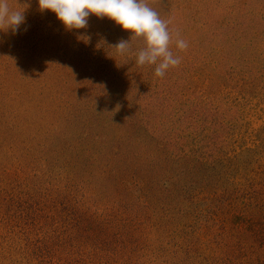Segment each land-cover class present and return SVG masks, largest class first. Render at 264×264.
<instances>
[{
	"label": "rangeland",
	"instance_id": "1",
	"mask_svg": "<svg viewBox=\"0 0 264 264\" xmlns=\"http://www.w3.org/2000/svg\"><path fill=\"white\" fill-rule=\"evenodd\" d=\"M8 2L12 9L24 11L26 23L15 33L0 31V264H223L228 244L236 249L228 257L230 264H247L244 256L251 259L250 264H264V257L252 256L241 244L242 232L233 225L238 221L234 215H241L240 208L246 207L242 201L233 206H226L231 199L223 202L228 197L242 200L244 194L239 188H246L251 178H264V0H148L161 19L170 21V47L182 58L180 65L170 68L173 72L164 77L173 75L182 97L197 96L212 104L211 116L198 122L197 129L189 130L194 133L190 137L214 133L215 129L209 132V128L223 123L224 113L231 123L225 153H235L226 154L225 169L219 160L221 166L216 167L220 178L212 179L211 191L201 206L187 204L182 216L178 208L165 213L166 206L161 205L163 210L145 214L137 225L121 224L126 225L123 244L121 239L117 247L106 243L95 250L84 232L88 222L81 220L80 224L79 212H66L58 205L62 211L53 215V221L48 220L51 224L42 221L45 226L39 229L22 225L21 206L33 194L57 197L58 202H68V209L76 205L61 193L64 189L75 196L82 193L80 177L71 175L74 171L83 172L93 187L96 203L89 206L98 212L109 211L105 201L119 195L113 194L109 179L100 172L101 164L83 158L77 165L78 152L72 146L80 148L84 125L74 118L77 113L67 114L62 94L64 89L76 94L90 87L98 91L108 86L105 90L110 96H115L117 87L126 93L129 88L144 89L125 74L151 72L155 80V65L137 66L135 56L119 55L111 46L121 39L129 40L131 32L107 17L90 15L86 29L69 31L54 13L41 12L37 0ZM176 32L188 42L186 51L176 48ZM130 43L133 52L143 47L142 39ZM116 74L120 77L116 79L118 86L112 82ZM138 77L135 82L140 86L148 82ZM116 93L118 102L125 100L126 93ZM217 135L223 136V130ZM89 147L98 156L100 145ZM247 150L252 151L249 156ZM234 156L239 165L242 160L250 161L247 174L251 178L242 169L228 174L234 168L233 162L229 164ZM58 170L62 174L50 177L49 185L38 179L53 176ZM225 170L223 185L221 172ZM55 187L59 189L52 190ZM234 187L237 192L227 193ZM46 188L53 193L47 190L45 194L41 189ZM15 195L23 200L18 203ZM207 206L214 208L215 215L204 213L202 209ZM117 209L116 220L130 214L126 211L124 216ZM203 217L213 219L215 227ZM98 237L99 242L108 238L103 234ZM33 243L38 249L32 253ZM15 247H19L18 252ZM22 250L26 253L20 254ZM236 256L238 261L234 262Z\"/></svg>",
	"mask_w": 264,
	"mask_h": 264
},
{
	"label": "trees",
	"instance_id": "2",
	"mask_svg": "<svg viewBox=\"0 0 264 264\" xmlns=\"http://www.w3.org/2000/svg\"><path fill=\"white\" fill-rule=\"evenodd\" d=\"M231 70L233 67H230ZM172 72V70H168L165 76ZM150 73L146 72V74H136L135 76L134 72L125 74L135 85L144 89L129 88L126 93L125 90L117 87L118 91L116 92L126 93L125 100L121 102H118L116 92H114L115 96L109 95L110 92L105 90L108 86L98 91H96L97 87H90L86 90H78L76 94H71L64 89L66 94L64 91L62 94L64 99L61 102L64 107L66 105L67 114L71 116L72 112L73 114L77 113L78 115L74 118L84 125L80 148L72 146L78 152L77 160L79 162L77 165L82 164L83 158L88 162L92 160V164L97 162L101 164L100 172L109 179L113 194L119 195L118 199L113 197L105 201L104 205L110 206L109 211L102 213L89 206L90 203H96L92 197L93 187L86 182L83 172L73 171L71 175L80 177L82 193L75 196L69 192V189H64L61 193L64 194L62 198L74 202L76 205L68 209V202H58L57 197L40 198L37 194H33V198L28 201L24 200L26 202H24V206H21L23 207L20 210L22 218L19 220L22 225L43 229L45 225L42 224V221L49 223L48 220L53 221V215L58 210L79 212L80 224L81 220L88 222V227L84 232L88 243L95 250L106 243L110 247H117L119 246L118 240L121 239H123L121 241L123 244L126 225L121 224L135 223L137 225L145 214L148 215L150 212L155 214L159 209L163 210V205L166 206L165 213L178 208L177 212L185 216L184 208L187 204V207L193 205L199 207L206 202V194L211 191L209 189L212 179L219 177L216 167L221 166L219 160H223V169H225V163L228 162L226 154L231 151L235 153V150H228L225 153L229 146L227 142L231 123L225 119L223 113V123L208 126L210 127L209 132H212L213 128L215 129L214 133L205 134L202 137H190L194 133H188L189 130L197 129L198 122L204 120L203 118L206 116H211L212 104L197 96L186 98L184 94L182 97V93L173 82V75L171 77H156L155 80H152ZM138 76L148 82L140 86L135 82L139 78ZM113 77L112 82L118 86L119 83L116 82V79H120V77L117 74ZM104 85L106 86L105 82ZM136 99L138 100L133 101ZM206 124L208 125V123ZM221 130H223V136L219 137L217 133ZM91 144L100 145L98 156H94L97 153L89 147ZM251 152V150H247V155L249 156ZM102 160L105 163H102ZM232 160L230 159L229 164L233 162L234 168L228 174L233 175L242 169L247 177L251 178L247 174L249 160L241 159V165L237 161L238 158ZM77 168L79 169L78 166ZM61 170L64 171V169ZM62 172L58 170L53 176L47 175L46 178L42 176L38 179L42 184L49 185L50 177L55 179ZM226 172V170L221 172V174L223 173V185L226 181L225 177H227ZM232 177L234 178V176ZM58 189L59 187H55L52 190L57 191ZM41 190L47 194L49 188ZM52 190L49 192L53 193ZM237 191L234 187V190L227 193ZM240 191L244 194L242 200L228 197L223 202L231 199V202L226 203V206L227 204L233 206L242 201L241 203L246 209L244 210L242 207L240 208L242 214L234 215V220L238 218V221L233 225H236L237 229L242 232L241 244H245L247 249L251 250L250 254L255 257H264V178L258 180L251 178L248 186L244 189L240 187ZM110 192L112 193V190ZM198 195L206 197H198ZM15 199L18 203L23 200L16 195ZM58 205L62 209L58 208ZM173 205L175 207L169 209ZM116 208H118L117 211H122L124 216L126 211H129V216L123 218L122 221L116 220L118 219L114 214ZM213 209L207 206L202 210L210 216L209 213L215 215ZM210 217L209 219L203 218L206 221H211L212 226L215 227L214 220ZM56 223L60 224L58 221ZM60 227L64 228V231L67 230L62 224ZM227 227H229V223L225 229ZM98 234H103L108 238L99 242ZM32 249L29 250L32 253L38 249L36 243H33ZM120 250L118 248L117 253H120ZM235 250L232 245H226L225 258L223 259L226 263L223 264H230L228 257H232ZM14 251L18 252L19 247H15ZM25 253L22 250L20 254ZM242 253V251L239 252L240 255ZM244 257L247 264L252 263L250 258ZM237 259L238 256L233 258V261L237 262Z\"/></svg>",
	"mask_w": 264,
	"mask_h": 264
},
{
	"label": "clouds",
	"instance_id": "3",
	"mask_svg": "<svg viewBox=\"0 0 264 264\" xmlns=\"http://www.w3.org/2000/svg\"><path fill=\"white\" fill-rule=\"evenodd\" d=\"M39 10L51 11L66 30L86 29L88 18L112 20L122 30L130 31L129 40L121 39L115 45L119 55H133L137 66L155 65L154 75L164 77L170 68L178 67L182 58L171 50L173 35L170 21L160 18L149 6L148 0H37ZM26 23L24 11L14 10L8 0H0V31L17 32ZM174 41L179 51H186L188 42L175 33ZM84 38V37H82ZM142 39L143 47L137 52L131 49L132 40Z\"/></svg>",
	"mask_w": 264,
	"mask_h": 264
}]
</instances>
